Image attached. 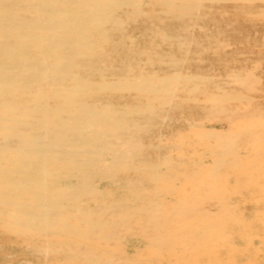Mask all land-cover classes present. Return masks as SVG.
<instances>
[{"label": "bare ground", "instance_id": "obj_1", "mask_svg": "<svg viewBox=\"0 0 264 264\" xmlns=\"http://www.w3.org/2000/svg\"><path fill=\"white\" fill-rule=\"evenodd\" d=\"M252 9H264V0H0L2 228L56 238L47 248L106 264L99 248L111 237L149 227L154 206L166 202L141 204L127 194L155 192L152 176L165 180L156 170L177 148L211 144L202 130L196 139L183 131L204 119L202 101L218 86L205 75L213 61L201 60V50L234 30L228 10ZM213 22L224 32L204 34ZM244 22L249 39L253 22ZM174 89L202 100L151 120L153 111L178 104L167 95ZM177 161L167 168L198 172L200 163ZM139 216L152 222L137 223ZM160 222L167 226L172 216ZM101 233L103 244L87 243Z\"/></svg>", "mask_w": 264, "mask_h": 264}, {"label": "rangeland", "instance_id": "obj_2", "mask_svg": "<svg viewBox=\"0 0 264 264\" xmlns=\"http://www.w3.org/2000/svg\"><path fill=\"white\" fill-rule=\"evenodd\" d=\"M227 14L237 21L234 30L225 40H211L201 50V60L213 61L205 75L218 86L202 101L206 104V108H200L204 119L189 120L183 129L194 137L202 131L208 133L211 144L201 140L197 146L179 147L165 157L156 170L165 180L152 176L151 181H156L149 188L153 190L156 183L157 188L150 196L141 198L142 194H127V190L120 188V192L135 197L141 204L155 201L167 205L154 206L155 217L149 227L141 226L135 231L126 228L109 239V247H100L106 264H264V9L236 16L228 10ZM248 20L254 26L249 39L243 35L244 21ZM206 26L204 34L208 36L224 32L221 24L213 22ZM212 54L222 59H213ZM168 92V96H176L178 104L153 111L151 120L191 109L202 100L200 96H195L193 102L184 99L185 94L195 95L191 89ZM206 113L211 114L205 117ZM165 154L162 152V156ZM177 158L184 163H200L198 172L181 174L177 168H167L180 164ZM154 171L153 175L157 174ZM168 214L172 222L163 226L160 220ZM146 219L152 222L146 216L137 217L136 222L146 224ZM5 230L0 225V264H89L76 260L87 257L81 256L82 252L68 259L69 255L47 248L56 238ZM104 237L101 233L96 241L87 243L103 244Z\"/></svg>", "mask_w": 264, "mask_h": 264}]
</instances>
